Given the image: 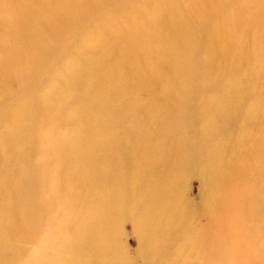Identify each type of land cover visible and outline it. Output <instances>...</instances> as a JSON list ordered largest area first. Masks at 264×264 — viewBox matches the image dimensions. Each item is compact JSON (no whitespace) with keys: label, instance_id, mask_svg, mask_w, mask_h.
<instances>
[{"label":"rangeland","instance_id":"obj_1","mask_svg":"<svg viewBox=\"0 0 264 264\" xmlns=\"http://www.w3.org/2000/svg\"><path fill=\"white\" fill-rule=\"evenodd\" d=\"M4 1L0 264H264V0Z\"/></svg>","mask_w":264,"mask_h":264},{"label":"bare ground","instance_id":"obj_2","mask_svg":"<svg viewBox=\"0 0 264 264\" xmlns=\"http://www.w3.org/2000/svg\"><path fill=\"white\" fill-rule=\"evenodd\" d=\"M38 1V2H37ZM36 2H37V4H39V3H44V4H47L48 3V0H37ZM52 1V0H51ZM54 1H56V0H54ZM8 2H10V1H7V0H5L4 1V4L6 3L7 4V7H8V5H9V8L10 9H12L11 8V4L10 3H8ZM57 3H58V5H60V6H68V7H70V5L68 4V2L67 1H63V0H57L56 1ZM37 8H35V10H36ZM25 10V9H24ZM43 16V15H42ZM103 23V22H102ZM102 23H100L98 26L100 27H104L103 25L104 24H106V23H103V25H101ZM106 27H110V26H112L110 23L108 24H106L105 25ZM106 27H104V28H106ZM110 28H112L111 30H112V33L113 34H111V36H115L116 38H121L120 37V35H121V32L122 31H120V30H118L115 26H112V27H110ZM99 30V29H98ZM97 29H96V32H94V36L96 37V35H97V39H104V37L102 36V35H100L101 34V32H99ZM112 38V37H111ZM113 39V38H112ZM78 62H74V64H77ZM94 137V136H93ZM96 137H97V135H96ZM141 199V198H140ZM119 201V198H114L113 199V202L115 203V205H117V203H118V201ZM110 209L108 210V208L107 207H104V208H102L103 209V214H104V217L103 218H101L99 221H98V227L95 229V230H86V232L82 235L83 237H81V236H78L79 237V239H77V241L76 242H78L77 244L78 245H80V248H83L85 245H86V243L89 241V239L92 237V238H94L95 236H97V237H100V240L98 239V243H97V246L99 247V249H102V251H103V253L98 257H96V258H98V259H100V261H99V264H102L104 261H109L110 259L111 260H115V259H117L116 260V262H119V261H121L122 259L117 255V257L115 256V254H113L112 252H113V250L111 249L112 248V239H111V235H112V229H111V227H113L114 225H113V221L114 222H116V220L118 219V217L117 216H115V215H113L112 213H111V211L113 212V210L115 211V205L113 204V203H110ZM148 207V206H147ZM25 212V211H24ZM28 213V212H27ZM147 213H150L149 212V209H148V211H147ZM154 214H156V213H154ZM150 216V215H149ZM147 217V219L146 220H144L143 221V219L141 218V219H137L136 218V224L138 225V227H139V229L141 230V232H142V234L143 235H145V232H144V230L148 227V225H149V223H150V217ZM143 217V216H142ZM142 220V221H141ZM77 227V226H76ZM75 227V228H76ZM154 229H156V227L154 228ZM88 231V232H87ZM158 231V230H157ZM154 232H156V231H154ZM156 233H158V232H156ZM3 235V234H2ZM155 238V236H153V237H151L150 239L153 241V239ZM147 239V238H146ZM149 238L147 239L148 241H149V245L150 246H152L153 245V242L150 240ZM146 240V241H147ZM83 253H85V252H81L80 253V255L82 254L83 255ZM81 255V256H82ZM104 258V260H102ZM27 262V261H26ZM37 264V263H36ZM106 264V263H105Z\"/></svg>","mask_w":264,"mask_h":264}]
</instances>
